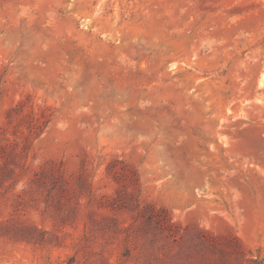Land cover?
Here are the masks:
<instances>
[{
  "label": "rangeland",
  "instance_id": "374dc122",
  "mask_svg": "<svg viewBox=\"0 0 264 264\" xmlns=\"http://www.w3.org/2000/svg\"><path fill=\"white\" fill-rule=\"evenodd\" d=\"M0 264H264V0H0Z\"/></svg>",
  "mask_w": 264,
  "mask_h": 264
}]
</instances>
